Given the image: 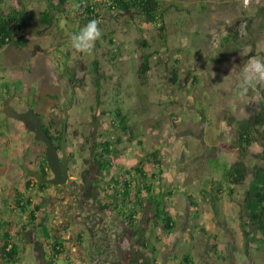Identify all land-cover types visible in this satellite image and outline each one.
<instances>
[{"label":"rangeland","instance_id":"obj_1","mask_svg":"<svg viewBox=\"0 0 264 264\" xmlns=\"http://www.w3.org/2000/svg\"><path fill=\"white\" fill-rule=\"evenodd\" d=\"M79 2L69 1L39 32L47 0H0V10L22 3L28 11L27 45L0 47V102L10 95L17 111L31 108L44 124L53 121L56 127L68 115L70 170L86 186L92 180V199L97 197L92 203L98 209L124 197L125 185L115 184L113 177L124 183L135 177L130 165L148 163L145 184H154V194L165 192L166 210L179 218L169 232L151 204L139 212L140 224L160 238V264H187L186 255L192 264H264L260 234L242 226L245 190L255 167L264 166V140L258 136L242 149L236 130L237 120L261 108L264 81L244 93L241 82L250 57L264 60V0H159L157 18L165 25V38L158 23L134 10L120 12L111 0H96L101 36L90 53L71 43L90 21ZM146 54L150 66L142 79L138 69ZM175 67L176 84L171 81ZM119 112L133 128L132 139L121 129ZM107 143L113 167L100 174ZM154 151L160 165L147 161ZM237 160L247 164L248 176L230 191L224 168Z\"/></svg>","mask_w":264,"mask_h":264},{"label":"crops","instance_id":"obj_2","mask_svg":"<svg viewBox=\"0 0 264 264\" xmlns=\"http://www.w3.org/2000/svg\"><path fill=\"white\" fill-rule=\"evenodd\" d=\"M42 150L23 123L0 114V264H160V238L137 220L149 197L136 190L120 203L109 200V208L100 211L92 203L97 197H84L77 179L75 186H43L38 174H53L44 166ZM136 183L142 185L136 181L132 186ZM170 214L177 220L176 213ZM185 215L188 220V209ZM6 243L7 249L17 247L12 256L2 252Z\"/></svg>","mask_w":264,"mask_h":264},{"label":"trees","instance_id":"obj_3","mask_svg":"<svg viewBox=\"0 0 264 264\" xmlns=\"http://www.w3.org/2000/svg\"><path fill=\"white\" fill-rule=\"evenodd\" d=\"M71 0H47L46 6L40 11L39 22L44 27L39 29V32H43L44 29L53 24L54 15L58 10L63 11L64 6ZM74 1V0H72ZM98 3L96 0H87V5H84L83 0L79 2V8L84 12L89 18V20H95L99 16L97 8ZM110 6L114 9L119 10L120 12L132 11L138 12L141 14L147 22L158 23V29L160 30V36L165 38V25L162 22V19L157 18V9L159 8V0H111ZM91 14V15H90ZM262 18L264 25V6L262 8ZM28 25V11L25 5L22 3L16 7H11L8 11L0 10V47H3L7 44H14L17 47H25L28 43L27 36L23 33L25 28ZM149 59L150 56L148 54L142 56L141 66L138 69V73L140 78L143 79L147 69H149ZM176 62H178L176 60ZM97 63V62H96ZM179 75L178 67L172 69V79L171 81L176 84ZM75 79L74 73H70V80L73 82ZM196 82V81H195ZM195 82L193 84H195ZM10 86V85H8ZM7 87V85H6ZM7 90V89H6ZM9 90V89H8ZM260 110L252 115L249 119H241L236 121V130H238V140L240 147L245 149V144L250 143L252 140L259 139L264 140V89L261 90V98H260ZM120 126L122 131L128 134L129 138L132 139L133 136V128L129 125L127 116L118 113ZM63 120L61 121L60 128L57 129L54 124L45 126V130L50 138L54 141L56 135L58 134L57 140L60 142L61 133H62ZM94 148H98V145L93 144ZM154 159H147L151 165H160L161 159L158 157L159 152L154 151L151 153ZM103 157L106 160H102L99 162V168L101 170L100 174L105 171L107 172L113 166V150L109 143L106 144L105 152ZM264 158V156H263ZM44 166H48L47 159H44ZM148 163L144 159L140 160L137 165L133 167L135 171L139 174V176L135 175L129 180H126L123 184H121V180L113 177V182L117 185H125L126 189L124 191V198H129L130 192L132 189L139 190V194H142V191L145 190V193L148 194L150 199V204L152 209L155 211L156 218L160 220L163 224L165 230L171 232L174 230L177 224V220L166 210L165 206V192L160 191L159 195L153 193V183L145 184L144 179L146 178V171ZM104 172V173H105ZM154 173H152V176ZM155 176V175H154ZM224 176L227 185L230 186V191L234 190V186L243 185L247 176H248V166L243 160L235 161L230 167L226 166L224 168ZM142 182V185L136 183L133 185V182ZM47 185V183L42 184ZM217 191L222 192V182H216ZM141 190V191H140ZM132 193V192H131ZM169 194L171 191L168 192ZM136 194V191H135ZM118 195L115 196V200L118 199ZM137 196V195H136ZM190 207L192 210H195L196 200L193 197H190ZM20 202H18L19 204ZM110 203L104 204L100 206V211H106L109 208ZM119 203V202H118ZM22 210H25L27 207L24 203L19 204ZM38 208V207H35ZM243 228L255 229L260 234L259 242L264 247V166L257 165L255 167V171L253 173L252 179L248 188L245 190L244 201H243ZM131 216V215H130ZM6 225V224H4ZM203 231L208 232L204 227ZM44 230L46 233L47 227L44 226ZM9 232L6 233V238H9ZM9 244L6 243L2 248V252L4 255L12 256L16 253V246L12 245L10 249H7ZM57 253V250H55ZM185 261L187 264H192L193 260L186 255Z\"/></svg>","mask_w":264,"mask_h":264},{"label":"water","instance_id":"obj_4","mask_svg":"<svg viewBox=\"0 0 264 264\" xmlns=\"http://www.w3.org/2000/svg\"><path fill=\"white\" fill-rule=\"evenodd\" d=\"M11 98V97H10ZM10 98L3 101L0 111L7 117H13L22 121L26 129L34 133L35 139L42 141L46 145L45 155L48 166L53 174L52 178H45V181L52 185H62L67 181L69 175L68 158H67V124L68 115L65 114L63 120V134L61 139L62 159L59 151L54 147L51 138L47 134L44 122L41 117L33 110L26 112L17 111L11 104Z\"/></svg>","mask_w":264,"mask_h":264},{"label":"clouds","instance_id":"obj_5","mask_svg":"<svg viewBox=\"0 0 264 264\" xmlns=\"http://www.w3.org/2000/svg\"><path fill=\"white\" fill-rule=\"evenodd\" d=\"M100 36L101 32L97 27V21L90 20L78 33L71 37V43L75 49L90 53ZM257 81H264V60L250 57L246 65V76L241 82L242 93L246 92L248 86Z\"/></svg>","mask_w":264,"mask_h":264},{"label":"flooded vegetation","instance_id":"obj_6","mask_svg":"<svg viewBox=\"0 0 264 264\" xmlns=\"http://www.w3.org/2000/svg\"><path fill=\"white\" fill-rule=\"evenodd\" d=\"M10 97H12V96H8V97H5L4 99H3V101L4 100H6V99H8V98H10ZM3 101H1L0 103H2ZM10 101H11V98H10ZM11 103V102H10ZM0 105H2V104H0ZM1 107V106H0ZM31 109V108H30ZM29 110V109H28ZM27 110V111H28ZM26 112V111H25ZM2 113V112H1ZM3 114V116H4V118H8V119H12L13 117H7L6 116V114L5 113H2ZM6 116V117H5ZM64 120V119H63ZM21 123H23L22 121H20ZM24 124V123H23ZM51 124H54V126H55V123L52 121V122H50L49 124H44V127L45 126H48V125H51ZM25 126V125H24ZM56 127V126H55ZM57 129H59L60 128V126L59 127H56ZM26 131L29 133V134H32L33 135V139L35 140V142H37V143H39L40 145H41V147L43 148V150H42V152H41V157H42V161L44 162V159H46V155H45V149H46V145H45V143L44 142H42V141H38V140H36L35 139V136H34V133H32V132H30V131H28L27 129H26ZM67 132H68V124H67ZM67 132H66V138H67ZM62 134H63V126H62V133H61V139H62ZM50 137V136H49ZM56 137H58V134L56 135ZM55 137V139H54V141L52 140V143H53V145H54V147L59 151V153H60V156H61V159H62V148H61V139H60V142L57 140V138ZM68 145H69V143H68V138H67V149H68ZM44 152V153H43ZM43 153V154H42ZM70 154L67 152V158H68V156H69ZM68 167H69V169H68V171H69V175H68V178H67V181L64 183V184H62V186H67V187H69V186H75V185H77V183H76V176H75V174H73L72 172H71V170H70V166H69V159H68ZM51 171V170H50ZM39 179L40 180H42L43 182H45V183H48V182H46L45 181V178L46 177H42L41 175H42V173L40 172L39 174ZM41 177V178H40ZM81 185H82V189H81V193H82V195L84 196V197H87V198H90L93 194H94V191L95 190H93L94 189V186L92 185V180H91V182H89V186H86L85 184H83L82 182H81ZM55 186H61V185H55ZM90 201V199L88 200V202ZM87 202V203H88Z\"/></svg>","mask_w":264,"mask_h":264},{"label":"built area","instance_id":"obj_7","mask_svg":"<svg viewBox=\"0 0 264 264\" xmlns=\"http://www.w3.org/2000/svg\"><path fill=\"white\" fill-rule=\"evenodd\" d=\"M246 2H249L250 0H245Z\"/></svg>","mask_w":264,"mask_h":264}]
</instances>
